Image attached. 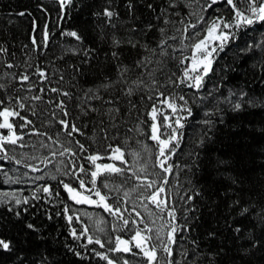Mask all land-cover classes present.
<instances>
[{"label":"trees","instance_id":"obj_1","mask_svg":"<svg viewBox=\"0 0 264 264\" xmlns=\"http://www.w3.org/2000/svg\"><path fill=\"white\" fill-rule=\"evenodd\" d=\"M209 4L211 0H71L61 7L60 0H0V111L18 113L9 121L23 137L15 145L4 144L0 152V239L11 243L10 251L0 249V264H107L97 252L117 264H147L135 242L130 252L111 249L118 236L132 241L146 224L154 228L143 232L153 237L150 245L160 244L157 231L166 242L172 227L168 209H175L177 227L173 255L158 248L154 264L169 259L178 264H264V50L256 46L264 45V22L223 29L229 40L223 51L218 42L210 44L209 50L217 51L203 86L188 87L191 80L180 81L192 67L191 45L207 34L212 20L231 21L235 15L226 0ZM237 4L247 7L245 0ZM105 9L114 15L105 16ZM201 16L197 28L184 31ZM72 31L79 40L65 35ZM197 31L199 37L187 38ZM161 41L166 43L161 46ZM173 97L175 114L160 103ZM153 107L160 110L158 125L167 116L175 127V120L184 117L169 173L156 162ZM61 120L79 131L67 136ZM0 134L7 135V129ZM63 147L72 152L59 155ZM113 148L121 150L123 163L110 159ZM5 154L9 158H2ZM91 155L101 157L97 164L123 169L122 174L101 175L96 187L107 203L120 207L129 225L102 207L69 199L64 183L83 191L82 178L92 188ZM144 180L163 185L164 212L142 200V194L155 190L139 187ZM89 236L104 247L89 244Z\"/></svg>","mask_w":264,"mask_h":264},{"label":"snow or ice","instance_id":"obj_2","mask_svg":"<svg viewBox=\"0 0 264 264\" xmlns=\"http://www.w3.org/2000/svg\"><path fill=\"white\" fill-rule=\"evenodd\" d=\"M219 0H211V4L208 5V7H211L213 4H217ZM227 5L231 6L233 12L235 13L234 17L231 19V21H225L223 17H218L211 21L210 24H208L206 28V35L202 39H198L197 42L191 45L192 47V67L186 68L184 72V78L180 81L181 83H184L185 80H191L192 83L188 84V87H194L196 89H199L203 86V79L204 76L208 74V72L211 70V64L212 60L211 57L213 53L217 51L216 47H212L211 50H209L210 44L213 42H218V48L220 51H223L224 45L228 42L230 33H226L223 31V29H231L233 27L239 29L241 27H244L246 25H252L256 22H264V0H245V3L247 4V7L244 9H241L238 4L237 0H226ZM61 7H64L66 4H70L71 0H60ZM170 7H175V3H171L169 5ZM186 7H190L191 4L187 3L185 4ZM206 11V9H204ZM178 14V13H177ZM194 14V13H190ZM104 15L111 18L114 13L112 11H109L105 9ZM204 20L203 16H201L196 23L189 24L184 28V31L187 32L190 28H197V25L200 24ZM168 20H165V23H168ZM163 32V29H161ZM65 35L71 36L76 38L77 40L80 39V36L75 32H68ZM232 36H234V33H231ZM200 36V32L197 31L194 33L193 37H187V38H196ZM44 38L47 40L48 33L45 31ZM171 39H175V37H171ZM166 43V41H161V46ZM183 44V41H181ZM33 44H36V40L33 39ZM46 46V45H45ZM257 47H260L261 50H264V45H256ZM185 47H187L185 45ZM251 47V46H250ZM113 55H116L113 53ZM187 59V57L185 58ZM184 61L182 60L181 63ZM11 67V65H9ZM39 71V70H38ZM191 73H194L195 75H190ZM39 75L41 77L45 76V73L43 71H39ZM29 77L27 75L22 77V80L27 81ZM2 87V85H0ZM52 91H58L57 89H52ZM63 95H68V93H63ZM160 95H163V93H160ZM35 99H40L39 96L34 97ZM180 99H183L181 96ZM175 97L173 98H165L164 100L160 101L162 104H166L168 108L172 110V113L175 114L177 112V105L175 104ZM21 108L24 107L23 104L20 105ZM59 107L63 108V104L59 105ZM236 109H239L241 107L240 103H236L234 105ZM187 110V109H185ZM160 111L156 107H153L151 112V117L153 120V124L151 126V139L156 142L158 146V153L156 157L157 166L161 168V170L164 173H169L171 171V165L168 164V161L171 159V155L175 153L176 148L179 146V138L180 133L179 129L183 128V124L181 123V120L184 119V117H180L175 120V127L172 123H169V118L167 116H164V121L161 124H157L155 121L157 119V112ZM189 111V115H191V111ZM18 113L8 109L4 108L3 111H0V117H2V122H0V129H7V135L0 134V152H4L5 149L3 147L4 144H17L19 140H22V136H18L14 130V125L9 121L10 117L17 116ZM67 115V113H65ZM30 123L29 121H26V124ZM60 123L64 126V129L66 131L67 136L71 137L73 133L78 132L79 129L76 127L75 124L69 125L66 120H61ZM167 127L171 129L168 133L161 132V128ZM164 138H161V137ZM57 141H54L56 143ZM79 148L81 151H84V146L82 144L79 145ZM113 152V155L110 157L112 160H120L121 163H123V153L119 148H113L111 149ZM72 150L70 147H63V150L59 152V155L64 156L65 153H71ZM55 154V153H54ZM74 154V153H73ZM2 158H9L5 154ZM101 157L98 155H91L87 157V159L94 165L95 170L91 172V183L92 188H86L85 187V180L79 179V187L83 191H78L75 187L71 186L69 183H64L63 187L65 191L69 195V199L74 201L76 204H88V205H96L98 207H102L106 212H109L111 215L116 216L118 219L123 220V224L125 226L129 225V220L125 219L121 213V209L118 206H113L107 203V196L104 194H101V191L96 187L97 185V179L101 175L104 174H111V173H117L122 174L123 169L115 167L112 164H97L96 161L99 160ZM17 163H21V161H16ZM167 165V166H165ZM29 167H32L29 165ZM38 169L35 167H32V171H37ZM79 171L81 173H85L86 170L83 166H80ZM139 171L144 172V168H140ZM42 177H38L40 179ZM55 179V177H52ZM139 179V177H138ZM167 183V180L164 181ZM156 186V181L148 182L147 180H144L140 183L139 187L145 188L146 192L149 189H153ZM104 187H108L107 184L104 185ZM136 189H133L135 191ZM43 192L51 195V191L49 187H44L42 189ZM165 191L163 185L159 187H155L154 191H151L148 194H142V200L146 199L151 204L155 205V207L160 211L164 212L167 208L166 202L162 199H160L161 193ZM88 192L89 195H85L84 193ZM59 195V193H56ZM4 195H7L6 193ZM97 197L98 199L93 200L92 196ZM127 195V193H125ZM27 203V201H24ZM16 203H21L20 200H16ZM145 209L147 210V205H144ZM67 212V208L65 209ZM150 211V210H149ZM248 209H244V212H247ZM137 215H140L137 213ZM168 216L171 218L170 223L172 224L171 230L167 233V241L165 242L163 237L161 236L160 232L157 231L155 239L160 241V244L157 245L156 243H152L151 245L148 243L150 240L153 239L151 236H146L143 234L144 231L152 232V229L145 225V229H137L135 232V235L132 237V241H127L121 239L119 236L116 238V247L114 249H111V251L115 252H130L131 247L129 245L132 242L134 243V246L139 249V252L143 254V256L147 259V264H154V262L158 261L157 256V249L160 248L163 250L164 253L168 255V257H171L173 255L172 247L171 245L175 244V233L177 232V227L174 224L175 221V209H168ZM68 220L71 222L72 217L69 216ZM133 224L136 223L135 220L132 221ZM141 223H143V220H141ZM29 227H32L29 225ZM102 230V229H101ZM237 232L240 231V229H236ZM87 233V228L84 229V233ZM73 235L75 236V230H73ZM79 237H77L78 239ZM88 243L92 244H98L101 248L104 247V244L101 243V240L99 238H96L95 240L89 236L88 237ZM0 249H3L5 251L11 250V243L10 241L6 239H0ZM97 256L100 257L102 260H106L107 264H117L116 261L109 259L108 255L104 253L97 252ZM124 264H128V261H124ZM167 264H178V262H173L171 259L167 261Z\"/></svg>","mask_w":264,"mask_h":264},{"label":"rangeland","instance_id":"obj_3","mask_svg":"<svg viewBox=\"0 0 264 264\" xmlns=\"http://www.w3.org/2000/svg\"><path fill=\"white\" fill-rule=\"evenodd\" d=\"M93 200H96L97 198H92ZM134 202H135V200H134ZM135 203H138L139 204V202L137 201V202H135ZM153 230H154V228L153 227H151Z\"/></svg>","mask_w":264,"mask_h":264}]
</instances>
